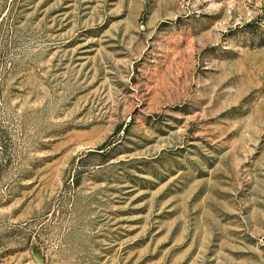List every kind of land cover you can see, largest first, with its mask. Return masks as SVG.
<instances>
[{
  "label": "rangeland",
  "instance_id": "374dc122",
  "mask_svg": "<svg viewBox=\"0 0 264 264\" xmlns=\"http://www.w3.org/2000/svg\"><path fill=\"white\" fill-rule=\"evenodd\" d=\"M0 264H264V0H0Z\"/></svg>",
  "mask_w": 264,
  "mask_h": 264
}]
</instances>
